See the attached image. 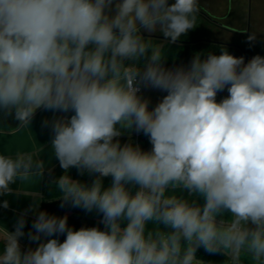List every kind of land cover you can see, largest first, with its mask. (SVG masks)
<instances>
[{"label": "clouds", "instance_id": "obj_1", "mask_svg": "<svg viewBox=\"0 0 264 264\" xmlns=\"http://www.w3.org/2000/svg\"><path fill=\"white\" fill-rule=\"evenodd\" d=\"M199 11V0H0V121L19 132L38 110L53 114L41 127L64 173L49 181L59 207L103 225L76 230L33 191L14 231L0 226V264H212L200 249L264 264V56L220 46L167 67L165 44L195 29ZM145 90L164 95L151 105ZM42 151L0 154V197L51 174Z\"/></svg>", "mask_w": 264, "mask_h": 264}, {"label": "crops", "instance_id": "obj_2", "mask_svg": "<svg viewBox=\"0 0 264 264\" xmlns=\"http://www.w3.org/2000/svg\"><path fill=\"white\" fill-rule=\"evenodd\" d=\"M199 4H200V11L198 15L204 22V24L202 25L205 30V33H201V32L198 33L199 39L233 44V42H229L231 41L229 40L230 38L227 39L226 37H224V32L226 33L228 30L222 27L220 24H217V23H221L222 20H225L226 17H230L232 15L231 14L232 8H230V6H225V5L220 6L217 2L211 5V2L209 0H201L199 1ZM202 7L205 10L202 9ZM209 14H211V16H209ZM218 31H223V33H221V35H216L218 34ZM228 32H230L229 36H231L232 31L229 30ZM254 32L257 34V42L255 45L264 44L259 42L262 40L259 37H264L263 28L259 26L256 28V31ZM237 33L238 32L235 31L234 36ZM241 34L245 35L246 32L245 33L241 32ZM153 38L164 40L162 34L160 33L154 34ZM144 95L150 98L151 105H155V103L158 102V99L162 95H164V93L154 90H145ZM52 116L53 114L51 112L38 110L30 126V130L26 129L16 132L14 129L7 130L0 128V154H8L9 152H14L18 149L34 150L38 147V145H40L43 148V151L40 154L41 158L45 161L47 168L53 170L55 167L59 165V163L52 155V151L50 148V140H51L50 130L42 129L41 127L42 121L46 118L51 119ZM141 136L143 135L142 134L136 135L135 133L132 134V138H134L135 140L137 138H140ZM123 137H128V135L125 134ZM43 183L44 180L30 187H26L25 190L20 192L19 194L14 193L12 195L0 197V204H2L3 200H8L9 202L8 209H3L2 207H0V226L6 227L9 231H14L13 225L15 224L19 213L27 209L28 206L33 203V200L30 196L31 192L38 191L43 195ZM11 187H13L14 189L19 188L20 187L19 182L17 184L12 185ZM42 202L43 200L39 202L40 204L39 210H41ZM33 219H34L33 214L29 213L27 217V224L24 229L25 232L31 229V224ZM21 243L24 247H27L29 244L26 237L22 238ZM32 246L34 247L35 245Z\"/></svg>", "mask_w": 264, "mask_h": 264}, {"label": "trees", "instance_id": "obj_3", "mask_svg": "<svg viewBox=\"0 0 264 264\" xmlns=\"http://www.w3.org/2000/svg\"><path fill=\"white\" fill-rule=\"evenodd\" d=\"M195 29L190 30L186 36H182L179 41L176 43L177 49L175 50L174 58H167L166 66L167 67H175L181 64H188V62L193 58L196 53H206L208 51H213L215 54H219L220 46H225L228 51L239 57L244 56L245 61L247 62L254 55H261L264 56V44L262 45H255L253 47H249V44L240 45V44H228V43H221L216 41H210L205 39H199L198 34ZM15 126V121L9 118L7 121H0V128L13 130L12 127ZM128 137H122V143L126 142ZM134 142H137L141 145L144 150H150L151 145L148 141V138L145 136H141L138 140L132 138ZM63 170L59 167H55L51 174L49 175L46 173L43 183V202L41 205V211H47L50 215H57V216H68V224L69 226L73 227L74 229L78 230L82 226L86 227H93L99 226L103 229V225L99 224L100 217L95 213H86L82 209L79 208H71L65 207L60 208L59 203L60 201L57 199L59 196L58 189L56 188L54 183H49V181L55 177H59L63 175ZM69 174L72 176L73 179H79L82 182L90 183L93 177L88 176L85 174L84 176H80L77 173L76 169H70ZM111 182L110 178L104 179V185L107 187ZM149 228L152 227L151 224L148 226ZM61 242L64 239V236L59 237ZM197 258L202 259L204 261H211L208 257H204L200 254H197ZM212 262V261H211ZM212 264H215L212 262Z\"/></svg>", "mask_w": 264, "mask_h": 264}, {"label": "rangeland", "instance_id": "obj_4", "mask_svg": "<svg viewBox=\"0 0 264 264\" xmlns=\"http://www.w3.org/2000/svg\"><path fill=\"white\" fill-rule=\"evenodd\" d=\"M201 1V0H199ZM211 2V5L213 3L217 2L220 6H230L232 8V15L230 17H226L225 20H222L220 24L222 27L226 28L228 31L231 30L232 34L229 36L230 32H224V37L231 40L229 42H233V44H240L245 45L247 44V35L250 32L256 31L257 27H262L264 31V0H209ZM174 0H169V3H173ZM224 2V3H222ZM202 9H204L202 7ZM205 10V9H204ZM211 16V14H209ZM237 18V20H236ZM204 22L198 15L197 19V27L195 28V31L197 34L199 32L205 33L203 25ZM209 24V23H207ZM237 31L238 33L235 34L234 32ZM245 31L246 34H241V32ZM223 31H218V34L221 35ZM196 34V35H197ZM241 34V35H240ZM262 40L259 41L260 43H264V37H259ZM155 39V38H154ZM159 41H162L160 39H156ZM177 49L176 44H165V55L167 58H174L172 56L175 54V50ZM227 95V92L219 93L217 96V100L222 99L224 96ZM137 140V139H136ZM197 254H200L202 256L208 257L213 263L215 264H223V261L226 259L222 255H208L204 252L203 249L198 250Z\"/></svg>", "mask_w": 264, "mask_h": 264}, {"label": "built area", "instance_id": "obj_5", "mask_svg": "<svg viewBox=\"0 0 264 264\" xmlns=\"http://www.w3.org/2000/svg\"><path fill=\"white\" fill-rule=\"evenodd\" d=\"M137 140H138V138H137Z\"/></svg>", "mask_w": 264, "mask_h": 264}, {"label": "water", "instance_id": "obj_6", "mask_svg": "<svg viewBox=\"0 0 264 264\" xmlns=\"http://www.w3.org/2000/svg\"><path fill=\"white\" fill-rule=\"evenodd\" d=\"M163 39H164V37H163Z\"/></svg>", "mask_w": 264, "mask_h": 264}]
</instances>
